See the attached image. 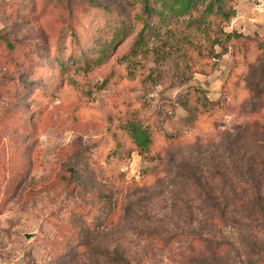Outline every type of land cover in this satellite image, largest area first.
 Segmentation results:
<instances>
[{"label": "rangeland", "instance_id": "374dc122", "mask_svg": "<svg viewBox=\"0 0 264 264\" xmlns=\"http://www.w3.org/2000/svg\"><path fill=\"white\" fill-rule=\"evenodd\" d=\"M235 8L212 46L139 2L0 0V264L264 263V0Z\"/></svg>", "mask_w": 264, "mask_h": 264}, {"label": "trees", "instance_id": "16d2710c", "mask_svg": "<svg viewBox=\"0 0 264 264\" xmlns=\"http://www.w3.org/2000/svg\"><path fill=\"white\" fill-rule=\"evenodd\" d=\"M132 3L139 2L143 5L146 12H154L158 15L160 24L166 22L169 18H179L182 16L189 15L193 21L198 23L199 30L207 33L208 39L211 42L212 46L217 44L226 46L228 42L232 39H239L243 36L241 33H227L222 30V25L228 24L233 17L236 15L235 3L237 0H160L158 7L153 6L151 0H129ZM201 11V12H200ZM197 12V15L195 14ZM211 15L212 19L219 21H224L221 25L212 24V19H208V16ZM153 31L156 27L155 24L146 22L143 31L149 30ZM131 28L128 26L127 22H122V24L114 25L112 27V36L109 39H106L101 43V58L105 57L109 52V48L115 46L122 38L130 32ZM141 32L139 34H141ZM211 32V33H210ZM144 39L143 36L141 37ZM186 106H188L186 104ZM189 107V106H188ZM126 130L132 142L135 144V147L138 151L144 155H152V144H153V135L150 128L146 127L139 120H129L126 125ZM206 196L211 202V205L215 209H220V202L215 201L212 196V192L209 190L206 192ZM228 201V200H227ZM256 201H259L257 199ZM226 203L223 204V207H226ZM222 216H225L223 214ZM193 240H198V242L205 243L206 238L201 235L192 236ZM222 244H224L222 242ZM194 250V249H191ZM195 251V250H194ZM210 251V250H209ZM196 253V251H195ZM199 256L201 254L196 253ZM204 255V254H203ZM211 255L208 256L211 258ZM205 256V255H204ZM260 259H249V264H257L261 262ZM264 264V263H261Z\"/></svg>", "mask_w": 264, "mask_h": 264}, {"label": "water", "instance_id": "95a60500", "mask_svg": "<svg viewBox=\"0 0 264 264\" xmlns=\"http://www.w3.org/2000/svg\"><path fill=\"white\" fill-rule=\"evenodd\" d=\"M26 237L30 238V237H32V234L27 233V234H26Z\"/></svg>", "mask_w": 264, "mask_h": 264}]
</instances>
